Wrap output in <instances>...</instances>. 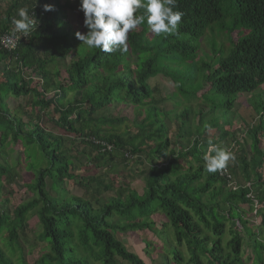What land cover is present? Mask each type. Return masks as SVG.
I'll return each mask as SVG.
<instances>
[{
    "label": "trees",
    "instance_id": "trees-1",
    "mask_svg": "<svg viewBox=\"0 0 264 264\" xmlns=\"http://www.w3.org/2000/svg\"><path fill=\"white\" fill-rule=\"evenodd\" d=\"M21 7L39 20L27 37L12 23ZM174 11L184 14L178 34L156 36L145 20L128 34L126 51L105 53L76 38L89 31L80 0H0V35L19 36L15 49H0V264H145L117 237L126 233L140 238L153 263L161 242L172 246L164 264H264V104L255 102L264 83V0H177ZM227 17L230 32L247 33L226 54L216 36L201 60V40ZM157 76L173 91L152 85ZM243 102L249 109L234 127L227 114ZM210 142L235 162L209 173ZM15 146L32 179L23 184L30 195L11 209L2 194L19 178V159L8 157ZM79 154L85 176L71 162ZM253 209L258 223L247 217Z\"/></svg>",
    "mask_w": 264,
    "mask_h": 264
},
{
    "label": "clouds",
    "instance_id": "clouds-1",
    "mask_svg": "<svg viewBox=\"0 0 264 264\" xmlns=\"http://www.w3.org/2000/svg\"><path fill=\"white\" fill-rule=\"evenodd\" d=\"M177 0H80V10L84 14L86 34L77 31L76 38L89 48L100 49L105 53L126 51L128 34L146 20L152 34H178L183 12L174 11ZM143 8V15H137ZM44 11H53V5L45 4ZM19 19L12 23L17 32L27 37L36 19L26 7L18 9ZM206 170L216 173L225 170L230 162H235V154L223 147L209 143L203 157Z\"/></svg>",
    "mask_w": 264,
    "mask_h": 264
},
{
    "label": "rangeland",
    "instance_id": "rangeland-1",
    "mask_svg": "<svg viewBox=\"0 0 264 264\" xmlns=\"http://www.w3.org/2000/svg\"><path fill=\"white\" fill-rule=\"evenodd\" d=\"M68 15H69L70 18H72L74 23L81 25L83 18L79 17V14L77 12L75 14L68 12ZM231 23H232V20L230 19V17H227V18L224 19V22H223L224 25L222 27L219 25V22L213 24V31L212 32L208 31L206 33V36L201 40L200 50H199V53H198L199 57L202 58L201 60H203V61L209 60V59H207V57L210 56L209 50H210L211 41L216 36L220 35L223 39H225V42H224L225 43L224 44L225 49H224V51H225V54H226L228 52V49H229V48L226 49V47L229 46V42L231 40H233V39L236 40L237 36H241V35L247 33V30L244 29V28H235V29H233L230 32ZM220 27L225 29V32L221 33V28ZM238 32H240L239 35H238ZM217 42H218V39H217ZM215 48H216V46H215ZM143 57H145V55ZM150 83L152 85L153 84H158L160 89H161V92L163 94L167 93L169 91H173V86L171 85L169 80L164 78V77H161V76L154 77V78H152L150 80ZM191 87H192V85L189 86L190 89H191ZM258 92H260L261 94L258 95V96H255V102L264 104V83L259 85ZM208 100L210 101V100H214V99H212L209 96ZM239 100H243V98H239ZM22 101L23 100H21V103L23 104L24 101L23 102ZM198 102L200 103L201 100L200 99H196L195 102H193V109H192L193 111H195L197 109L196 105L198 104ZM13 103L15 104L17 102L15 100H13V99H9V104L13 105ZM172 104H173V102L169 101L168 107L170 108V105H172ZM248 104H249V102H247V103L243 102L241 104L242 106L240 104L238 106V104H237L236 108H239V110L237 111V113L234 114V116H232L230 113L227 114V117H228L227 120H230L231 122L235 120L234 121V123H235L234 127H238L239 128L240 118H245L244 116L247 114L246 110L249 109ZM262 107L264 109V105ZM114 110H115V112H114V114H115V113H117V111H120L121 108H115ZM123 113H125V114H127L129 116L130 115V110H124ZM45 127L48 128V129H53L54 131L58 132L57 129L54 128L50 124H47ZM238 134L242 135L243 139H245V140L248 137V134L246 132H244V131H240L239 133H237V135ZM239 143H243L242 144V148L244 147V149H246L247 153H250L251 146L249 145V143H244L243 141H239ZM21 150L22 149L20 148V146H15L13 151H11L10 153L8 152V157H10L13 160H18L19 159V161H20L19 165L16 166V171H18L17 173L19 174V178L16 179V181H14L12 184L6 185L5 186L6 192H4L2 194V197H5V198L8 197L9 203L7 204V207L11 208V209L14 206H16L18 203H20L22 200H25L30 195L27 192L26 188L23 187V184L31 181L32 173H31V170H28V169L25 168V165L22 162L23 157L21 155ZM86 158L87 157L85 155L79 154V155H77L76 158L72 159V161H71L72 163H74V165L76 167H78L76 172H77V174L79 176H85L86 175L85 166H89V165L86 164L87 163V159ZM42 165H43V162H42ZM159 165H161V164H159ZM48 182H49V180H47V183ZM132 184L137 189H140V187L142 186L141 183L138 182V181H135ZM65 188L68 189L71 193H73L75 195H80V193H81L80 191L74 189V184L71 181H65ZM47 189H48V191L50 193L53 194V190L49 188V185L47 186ZM6 193H8V194H6ZM255 216L256 215H254V209H253V212L249 211V214H248L247 217H248L249 221L252 223L255 220ZM259 221H260V217L257 216L255 222L258 223ZM28 223H29V227H30L29 228V234L31 236H33L35 231L36 232L39 231L38 222H37L35 217H32L28 221ZM253 224H255V223H253ZM252 230L256 231V229H254V228ZM150 235L151 234H149V233L146 234V236L149 237L150 240H152V243L157 242L156 240H153V238ZM263 236H264V231H263ZM117 237L120 238L121 241H123L126 244V247L128 249H131L136 254H138L140 256V258L144 260L145 264H164L165 259H166V257H165L166 253L170 252V254L172 255V253H171L172 246H168V245H166L164 243H161V242L159 243L158 242V244H157L158 246L156 245V249H154L151 252V259L154 260V263H153V261H150L145 256L146 249L144 248V244L141 242L140 238L136 234H131V233H126V235L125 234H119V235H117ZM142 237H143V235H142ZM149 250L150 249H148V251ZM34 251L37 252V248ZM241 256L244 259V262L246 263V258L243 255V251L241 252ZM33 257L28 256L27 257V261H29V263H31ZM170 259H172L171 256H170ZM253 260H251L250 263H252ZM172 264H174L173 263V259H172Z\"/></svg>",
    "mask_w": 264,
    "mask_h": 264
},
{
    "label": "built area",
    "instance_id": "built-area-1",
    "mask_svg": "<svg viewBox=\"0 0 264 264\" xmlns=\"http://www.w3.org/2000/svg\"><path fill=\"white\" fill-rule=\"evenodd\" d=\"M32 14H34V17H35V13L34 11L31 12ZM44 12L43 10L40 12V16H43ZM36 19V22H35V25L32 27H36L39 25V20L35 17ZM18 39H19V36L16 35V34H7V33H3L2 35H0V49H4V50H13L16 48L17 46V43H18ZM90 141L93 142V143H98V141H96V139L94 138H90ZM99 145L101 146L100 147V150L102 152L104 151H110L111 150V145L110 144H107V143H100L99 142ZM220 174L226 176V178L229 180L230 179V176L225 172H220ZM230 185V183H229ZM235 187H233L234 189ZM254 207L256 206V202L254 201Z\"/></svg>",
    "mask_w": 264,
    "mask_h": 264
}]
</instances>
